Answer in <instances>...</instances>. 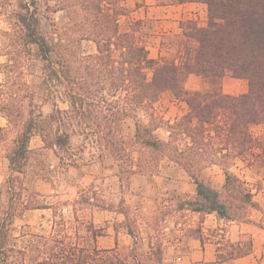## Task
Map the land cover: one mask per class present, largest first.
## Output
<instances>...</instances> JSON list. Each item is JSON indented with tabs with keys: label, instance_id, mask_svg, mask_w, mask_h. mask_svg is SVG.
I'll list each match as a JSON object with an SVG mask.
<instances>
[{
	"label": "trees",
	"instance_id": "16d2710c",
	"mask_svg": "<svg viewBox=\"0 0 264 264\" xmlns=\"http://www.w3.org/2000/svg\"><path fill=\"white\" fill-rule=\"evenodd\" d=\"M176 2L206 6L207 26L181 21L182 34L172 41L176 55L155 59L144 40L147 22L133 18L125 0H0V17L7 24L0 27V116L7 121L0 138L15 133L5 156L8 206L0 218V264H130L115 250L73 242L62 204H46L26 187L35 135L61 162L74 165L73 135L87 133L115 160L121 176L143 174L144 168L170 161L196 185L195 195L178 196L176 212L240 222L250 209L259 208L253 189L232 167L247 156L264 166V145L250 131L251 125H264V0ZM43 20L50 27L46 34L40 29ZM84 43L93 44L94 52L85 50ZM35 67L46 86L42 95L28 80ZM191 74L207 79L211 90L186 91L184 81ZM226 76L246 80L248 91L221 93ZM167 92L188 108L174 123L154 109ZM59 101L68 108L61 109ZM51 102L54 108L45 113L44 104ZM127 121L134 122L132 141L124 135ZM160 129L168 133L167 140L156 135ZM137 147L152 153L151 165L135 160L132 149ZM213 166L223 171L222 190L204 175ZM90 194L80 191L69 205H91ZM32 210L52 211L51 234L23 231L21 239L13 237L14 222ZM85 228L93 240L101 234L93 223ZM127 232L135 240L132 264L163 261L160 241L154 244L148 233V251H142L136 248L137 237ZM191 236L199 238L201 231ZM250 251L251 245L238 255Z\"/></svg>",
	"mask_w": 264,
	"mask_h": 264
},
{
	"label": "rangeland",
	"instance_id": "374dc122",
	"mask_svg": "<svg viewBox=\"0 0 264 264\" xmlns=\"http://www.w3.org/2000/svg\"><path fill=\"white\" fill-rule=\"evenodd\" d=\"M199 8L198 23L200 26H207L206 6ZM0 27H7L1 17ZM40 29L43 34L48 33L50 30L49 23L43 20ZM182 31L177 25L171 34H161L153 22H147V36L144 40L148 45L150 57L155 59L161 56L174 57L177 48L172 41L174 36L181 35ZM84 49L91 52L95 50L91 43H84ZM33 63L35 64L36 61ZM40 75L38 67H35L30 71L28 80L33 90L42 95L46 86L42 84ZM226 77L229 81L231 78L235 83H239L238 89H233L234 86L226 81L227 83L222 84L221 93L239 96L247 92L248 83L246 80ZM184 88L188 92L205 93L211 90L208 80L195 74H191L185 79ZM57 104L63 110L68 108L65 103L60 101ZM53 108L52 102L46 103L43 111L48 113ZM154 109L159 117L171 123H174L188 111L187 105L176 100L169 92L162 95L154 105ZM141 119L147 121L145 118ZM0 127H7L6 119L1 116ZM250 131L264 145L262 141L264 125H251ZM124 132L128 141L134 140L133 121L126 122ZM14 135L15 133H4L3 137L0 138V218L3 217L4 210L8 206L5 181L8 178L9 169L5 156L6 148L10 146V141ZM87 135V133H74L73 135L70 156L76 162L74 165L61 162L53 150L44 148L39 135H35L29 144L31 154L25 179L26 187L31 192L39 193L41 200L46 204H62L61 213L67 222L68 235L73 242L93 246V238L91 234L87 233L85 225L93 223L92 217L98 210L97 205H99L105 209H113L111 213H103L104 215L97 216V221L103 222L96 226L99 228V233H103V231L113 232V229L109 228L129 229L135 237L138 236L142 239V241H136V248L142 249V251H148V233H150L154 244L156 241L162 243L160 249L163 252V260L185 252L187 248L184 241L201 231L206 217L204 214L189 211L176 212L179 205V195L193 196L196 193V185L188 174L177 165L164 160L159 163L158 167L144 168L143 174H133L130 177L128 175L121 176L115 160L106 154L96 139ZM156 135L163 140L168 138V133L164 129L158 130ZM132 152L135 160L137 158L144 159L146 166L153 163L150 151L143 152L137 147L133 148ZM236 166L232 167V171L236 172L250 188L254 190L261 188V177L264 176V166L261 163L253 160L251 156H247V159L237 160ZM210 168L204 171V175L217 190H222L225 183L223 171L217 166ZM82 190L91 192L92 204L87 206L69 205L79 197V192ZM75 214L78 216V221L75 220ZM52 217L51 210L26 212L21 219L18 218L14 222L12 235L18 239H21L23 231L50 235ZM83 222H85L84 225L81 224ZM108 241L109 238H106L102 245L107 246ZM244 243L247 245L248 240H245ZM133 246L132 239L126 236L120 239V247L115 251L123 260L132 264L130 253ZM173 246L175 249H172ZM146 258H150V255L144 257V260ZM146 264H154V261L147 260ZM163 264H173V262L169 261Z\"/></svg>",
	"mask_w": 264,
	"mask_h": 264
},
{
	"label": "crops",
	"instance_id": "0c3cea01",
	"mask_svg": "<svg viewBox=\"0 0 264 264\" xmlns=\"http://www.w3.org/2000/svg\"><path fill=\"white\" fill-rule=\"evenodd\" d=\"M125 4L133 10V18L153 22L161 34H171V31L181 21L190 19L198 21L199 7L204 6L197 3L181 4L176 0H125ZM226 81L234 86L233 89H238L239 83H235L231 78L229 81L225 77L223 85L227 83ZM262 141L264 142V137ZM253 192L255 194L254 201L259 208L249 210L247 220L240 222L224 221L218 219L215 214H208L201 227V237L190 236L184 241L187 248L185 252L170 259H164L161 263L154 262V264H163L169 261L173 264H264V176L261 177V188L253 189ZM96 208L98 210L92 217L95 228L103 223L97 221L98 215L113 212V210L105 208ZM109 229H113V232H101L100 236L93 240V246L101 250H118L120 239L126 236L135 242L126 229ZM180 231L182 232V230ZM106 238H109V241L108 245L104 246L102 244ZM138 240L142 241L137 236L136 241ZM245 240H248L247 245L244 243ZM250 245L249 254L238 255V252L247 249ZM172 249H175V246ZM229 254L232 256L230 257Z\"/></svg>",
	"mask_w": 264,
	"mask_h": 264
}]
</instances>
